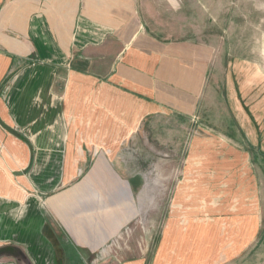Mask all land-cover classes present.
<instances>
[{"label":"crops","instance_id":"crops-1","mask_svg":"<svg viewBox=\"0 0 264 264\" xmlns=\"http://www.w3.org/2000/svg\"><path fill=\"white\" fill-rule=\"evenodd\" d=\"M213 62L210 46L149 34L138 0H0V121L20 134L0 122V248L32 264H232L264 241L257 163L230 117L207 118L227 100ZM194 116L210 134L190 140L181 177L154 150L143 165L125 152ZM143 215L153 234L131 253L120 240Z\"/></svg>","mask_w":264,"mask_h":264},{"label":"rangeland","instance_id":"rangeland-1","mask_svg":"<svg viewBox=\"0 0 264 264\" xmlns=\"http://www.w3.org/2000/svg\"><path fill=\"white\" fill-rule=\"evenodd\" d=\"M138 7L145 29L158 40L192 42L214 49L210 81L215 82L213 85L227 100H208L212 103L207 109V118L225 124V118L230 117L232 126L239 131L240 147L248 150L257 163L253 173L257 182L253 184V202L264 211V0H138ZM201 123L198 116L187 122L162 120L156 125V135L149 138L148 145L142 140L135 147L130 143L125 152L135 158L137 165H143L146 154L154 150L156 162L171 161L177 166L172 169L173 177H181L190 140L210 134ZM162 174L158 166L152 176L162 177ZM156 203L158 240L164 219L159 210L171 202L158 200ZM149 227L148 216L143 215L134 231L120 242L129 246L131 253L136 252V247L142 248L153 234ZM262 228L264 231V213ZM90 260V264H100L95 258ZM250 263L264 264V241L259 239L232 264Z\"/></svg>","mask_w":264,"mask_h":264},{"label":"water","instance_id":"water-1","mask_svg":"<svg viewBox=\"0 0 264 264\" xmlns=\"http://www.w3.org/2000/svg\"><path fill=\"white\" fill-rule=\"evenodd\" d=\"M1 91H0V95H1ZM0 122L8 132L16 136L17 138H20V134L16 130L6 126L2 121ZM4 257L16 259L18 262L23 261L25 264H32L31 260L20 250V248L16 246L8 245L1 247L0 259Z\"/></svg>","mask_w":264,"mask_h":264}]
</instances>
